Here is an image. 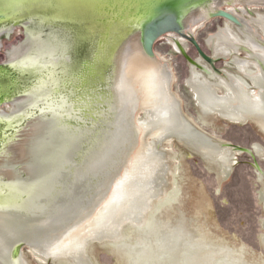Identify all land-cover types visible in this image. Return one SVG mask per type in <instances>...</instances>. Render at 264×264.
<instances>
[{"label": "rangeland", "instance_id": "374dc122", "mask_svg": "<svg viewBox=\"0 0 264 264\" xmlns=\"http://www.w3.org/2000/svg\"><path fill=\"white\" fill-rule=\"evenodd\" d=\"M202 7L208 9L209 4H203ZM234 8L240 10L244 5L222 6L224 11ZM249 8L255 10L253 14L248 15L249 19L254 17L256 10L264 13V8ZM210 19L196 32V41L207 56L219 60L214 65L216 70L243 77L233 59L237 55L245 59L247 54L244 50L236 52L226 40L223 43V39L217 35L222 27L225 28V22H228L234 34L244 41L245 38L239 33L237 25L222 18ZM59 21L70 25H58L60 22H54L50 16L43 15L42 20L25 19L19 20L18 25L4 24L0 27V65H8L11 70L13 69L10 66L15 65V72L20 75V84L17 85V92L12 94L13 99L0 105V120L8 122L0 131V183L10 185L0 188V191L4 193L3 196L13 193L14 197L19 199L0 207V212L7 214L5 216L0 213V225L7 228L6 236L0 231V247H6L9 241L16 238L20 241L15 245H26L23 237L26 236L28 226L35 222L41 224L49 215H45L42 220H21L13 217L19 213L27 214L36 207H46V211L50 209L53 203L51 199L37 187H33L39 179L35 176L37 171L46 175L49 171L59 168L64 161L70 162L72 170L63 172L59 177V182L64 185L66 191L55 200L56 203L67 202L65 207L77 200L86 202L93 195V188L97 187V183L105 179L103 175L94 179L89 177L92 179L83 181L75 196L70 193L76 181V172L99 152L94 150L101 149V143L105 141L103 133L107 131L108 134L112 125V112L107 114L106 103L102 105L99 100L108 97L106 89H109L113 65L106 76H103L105 84L99 86L98 81L90 80L83 86L80 78L83 80L81 74L84 63L92 60L100 47L95 36L89 33L86 23L71 19ZM78 23H81V26ZM180 41L184 53L180 52L177 46ZM221 44L228 50L226 58L215 53V49ZM97 47L99 48L96 49ZM154 51L165 63L167 71L173 75L171 92L173 97L182 102L186 119L201 134L206 135L219 147L230 150L231 154L228 160L230 175L226 180H222L224 156L212 161L177 139L164 142L161 152L168 165L166 182L162 187L165 195L162 200L154 202L150 220L157 224L156 217L163 215L165 222L172 224L176 216L175 208L180 204L179 201L183 200V210L189 218H196L199 223L198 230L207 240L224 241L229 248L244 255L249 264H264V247L261 242V236L264 234L261 223L264 218V204L259 198L264 192V181L260 180L258 174L259 171L264 175V159L259 158L255 151L252 154L255 144L264 148L263 132L252 122L244 125L218 116L201 114L197 96L188 84L192 75L191 60L196 62L200 58L193 44L177 37L164 36L155 44ZM47 62H50L52 69L46 68ZM204 64L214 74L209 76L197 67L195 77H206L210 81L218 82L219 79L215 76L217 72L205 61ZM24 72L29 74H20ZM52 72L54 78L51 77ZM64 73L67 75V85H61L63 89H58L53 102L48 106L42 103L34 107L32 95L37 91L46 92L50 78L54 83L55 79H60ZM217 90L221 94L224 93L220 88ZM19 97L23 99L17 102ZM138 115L137 119L140 121L147 118L145 111ZM106 119L109 125L104 123ZM56 127L65 131L67 142L64 146L62 144L65 138L60 129L44 133ZM22 140L25 145V158L18 161L9 160V155H5L7 146ZM149 142L154 146L151 139ZM120 151L116 150L118 154ZM111 158L115 156L112 155ZM1 170L9 171L10 178L1 177ZM159 232L160 230L155 237ZM122 233L124 240L119 244L104 241L90 242L87 245L86 252L92 264H129L127 247L137 244L138 240L133 237L130 225L124 226ZM138 236L140 237L139 234L136 237ZM21 250L26 264H72L65 259L46 261L35 255L28 246H23Z\"/></svg>", "mask_w": 264, "mask_h": 264}, {"label": "bare ground", "instance_id": "6f19581e", "mask_svg": "<svg viewBox=\"0 0 264 264\" xmlns=\"http://www.w3.org/2000/svg\"><path fill=\"white\" fill-rule=\"evenodd\" d=\"M71 1L73 2L63 5L58 3L55 7H51L53 8V16L50 17L54 22H60L61 19H58V17L66 14L62 10L68 8H62V6L72 5L74 7L76 0ZM102 1L100 4L103 5L105 2ZM110 1L113 2V0ZM223 1L225 0H214L208 9L196 6L193 11L182 18L185 30L194 35L206 17L212 13L213 8ZM233 1V4L241 2L248 5H264V0ZM88 2L91 4L97 3L94 0H88ZM32 3L28 0H6L2 8H6L4 10L13 9L14 11H18L20 8V10L25 11L31 8ZM1 10L3 9L0 8ZM257 22L259 20H255L253 24H257ZM145 23L146 21L140 20L135 27L141 28ZM167 36L176 37L177 34H168ZM261 38L264 40V36ZM253 45L256 46L255 43ZM114 61L111 80L110 83L108 82L109 89H106L108 97L99 100L102 105L106 103L105 110L107 114H109V111L112 112V125H110L108 134L107 131L103 133V139H105L101 143L103 147L101 146L100 150H94L99 152L94 153L95 155L91 161L85 162L82 168L76 172V181L70 190V193L75 196L83 181L89 177L94 179L98 175L105 176V179L93 188L91 198L86 202L82 200L74 202L88 205L91 207V211L78 224L73 225L75 231L69 229V232L64 233L63 243L60 247L65 248V250L58 252L56 255L52 254L53 244L47 243L43 237L50 230L51 221L55 216L53 214L58 209L63 210L65 213L73 211V202L68 207L64 206L67 202H55L51 204L50 209L47 211L44 210L46 207L42 209L36 207L27 214L14 215L13 217L21 220L26 218L42 220L45 215L49 214L42 220L41 224L35 222L28 226L26 236L23 237L26 245L23 244V246H28L35 255L46 261L65 259L72 264H92L86 252L87 245L90 242L102 243L104 241L119 244L124 240L122 228L130 225L133 237L138 240V243L127 247L128 253H125L129 264H249L244 255L238 254L233 248H229L224 241L207 240L204 234L198 230L199 223L195 220L196 218H189L186 211L183 210V200L179 201L180 204H175L177 205L175 208L176 216L172 224L166 223L163 215L156 217L157 224H153L150 220L151 210L155 206L154 202L162 200L165 195L162 187L166 182L168 165L164 154L161 152V146L164 142L177 139L190 145L202 153L205 158L212 161L224 156L221 172L222 180H226L230 175L228 160L231 151L224 150L208 141L203 135L196 133L192 124L189 123L190 125H188L181 120L178 114L177 99L173 97L171 92L173 75L167 71L166 65L160 57L155 55L151 58L145 54L139 33H133L129 36L115 55ZM118 62L121 65L119 72L117 70ZM47 63L48 67H45L48 70L52 69L50 62ZM191 72L192 75L188 84L197 93L204 115L219 111L224 119L235 123H245L250 118V114L247 113L224 110V105L221 104L222 100L212 97L207 82H202L196 78V71L192 70ZM8 74L9 77H7ZM8 74L7 72L4 74L0 72V76L8 79V81L0 79V87H7L10 90L15 87L16 81L10 75L11 73ZM66 76L64 73L60 79H55L54 83L51 82L50 78V82L47 83L48 85L45 88L46 92L37 91L36 94L32 95L35 103L34 107L40 106L42 103L46 106L51 104L55 95L59 92L55 90V87L58 86L61 90L67 85ZM94 80L98 81L99 86L105 84L102 82L105 81L104 77ZM82 84L84 86L86 83L83 82ZM12 99L10 97L8 100ZM22 99L23 97H19L16 101ZM142 111H145L147 118L140 121L137 119V115ZM252 118L264 134V115ZM107 121L106 119L104 123L109 125L106 123ZM56 129L60 128L56 127L44 133H50ZM60 130L65 138L62 144L64 146L67 137L65 131ZM19 137L21 138V136ZM149 139L154 142V146L150 144ZM119 149L121 151L118 154L116 150ZM254 151L259 158L264 159V148L259 144L253 146L252 154H254ZM6 153L14 161L24 159L26 155L24 141L8 145ZM224 153L225 155H223ZM106 154L124 160L123 165L119 168L118 175H115L106 165L94 167L95 162ZM111 157L109 158L111 159ZM86 169L87 174L85 173ZM1 174L8 178L11 176L7 170H1ZM258 174L260 180L264 181V175L259 171ZM125 176L129 177V181L120 184ZM114 180L112 188L109 189V183ZM259 196L260 202L264 204V192ZM97 197L99 198L97 199ZM0 213L5 214L4 212ZM261 223L264 228V218ZM105 224L108 226H101ZM0 226L2 227L0 231H3V235L6 236L7 228L2 224ZM158 230L160 232L155 237ZM138 234L140 237H136ZM18 241L20 240L16 238L14 241H9L6 247H0V264L8 263L13 247ZM261 242L264 247V234L261 236ZM56 243H59V241ZM19 248L20 246L15 253L16 258H20ZM18 264H26L23 257L20 258Z\"/></svg>", "mask_w": 264, "mask_h": 264}, {"label": "water", "instance_id": "95a60500", "mask_svg": "<svg viewBox=\"0 0 264 264\" xmlns=\"http://www.w3.org/2000/svg\"><path fill=\"white\" fill-rule=\"evenodd\" d=\"M32 1L29 10L14 11L4 10V3L6 0H0V27L4 24L18 25L19 20H42V16H53V8L56 4H67L73 2L71 0H28ZM69 1V2H68ZM97 3L91 4L88 0H76L74 7L72 5L62 6L68 9L62 11L66 12L64 16H59L58 19H71L77 22H84L88 26L90 33L97 39V45L100 49L92 57V60L85 61L83 66L82 77L80 81L88 83L90 80L103 78L110 69L111 64L114 67V57L121 49L124 42L130 35L137 32L141 36V42L144 52L147 56L155 57L154 47L158 40L168 34H177L186 41L193 44L199 56L208 63L218 74L215 62L219 61L207 56L196 39L185 31L182 18L189 12L193 11L196 6L207 4L210 0H94ZM105 2L103 5L100 2ZM110 1V3H109ZM209 4V3H208ZM149 17V18H148ZM212 19L222 18L235 25H239V21L232 14L227 11L219 10L211 14ZM140 20L146 21L141 28L133 27ZM56 24V23H55ZM64 23H58L63 25ZM64 25H70L65 23ZM81 26V23L79 24ZM155 36L154 42H149L146 45L145 37ZM104 47V49H102ZM107 52H104V51ZM86 64V65H85ZM90 67V68H89ZM98 67V68H97ZM100 70V71H98ZM1 73H11L12 78L16 81L15 87L8 90L7 87H0V105H3L11 97L13 93L17 92V85H19L20 75L8 68V65H0ZM9 77V74L7 75ZM1 78H6L0 76ZM102 82H105L104 80ZM9 88V87H8ZM111 94V93H110ZM111 96V95H110ZM17 197L10 193L9 196L0 197V207L6 203L15 202ZM19 201V199H16ZM23 245L19 248V255Z\"/></svg>", "mask_w": 264, "mask_h": 264}, {"label": "flooded vegetation", "instance_id": "af4514ba", "mask_svg": "<svg viewBox=\"0 0 264 264\" xmlns=\"http://www.w3.org/2000/svg\"><path fill=\"white\" fill-rule=\"evenodd\" d=\"M213 1L214 0H210L208 2L209 5ZM233 2H234L233 0H225L222 3L220 2L219 5L213 8L212 13L219 10H223L222 6L226 4L244 5V8H241L240 10L234 8V9H229L227 12L232 14L239 21V25H237V28L239 30V33L245 38V41L242 40V38H240L239 35L234 34L232 32L231 29L232 27L228 22H225V28L222 27L217 35L218 38L223 39V43L226 40V42L229 43L236 52H238L239 50H244L245 53L247 54V57L245 59L244 58L242 59L238 55L233 59V63L238 67V70L240 71V74L243 77H237L229 73L228 71H225L224 73L226 75H223L224 73L221 74L216 73L215 76L216 78L219 79L218 82L210 81L206 77H201L198 79L201 80L202 82H207L212 97L222 100L221 104L224 105V110L229 112L250 114V118L245 123H239V124L246 125L248 124V122H252L255 125H257L252 117L255 116L260 117L261 115H264V40L261 38L262 36H264V13L261 12V10H256L257 13L254 15L252 19H249L248 15L253 14V12L255 11V10H250L249 7L251 8H264V7L261 6L263 4L248 5L241 2L237 4H233ZM211 14H209V16L206 17L203 23L195 31V34L202 26H204L205 23L211 20L210 19ZM255 20H259V22H257V24H253ZM261 26H263V28H261ZM187 33L190 34L189 32ZM195 34L192 35L194 38H195ZM176 37L179 40L182 41L185 40L179 35H177ZM211 37H213V35H211ZM253 43H255L256 46H254ZM209 44L211 45V41H209ZM177 46L180 48V52L184 53V49L181 41L177 42ZM215 53L221 54L224 58H226L228 50L226 49L224 44H221L215 49ZM255 62H257V64H255ZM191 66H192V70L194 71H196V68L198 67L203 69L204 72L209 76H212L214 74V72L204 64V60L201 57L198 58L196 62L191 60ZM257 66H259V68H257ZM51 76H53V72ZM219 88L222 89L224 93L222 94L219 93L217 90ZM58 89H60L58 88V86L55 87L56 91ZM194 93L197 96V93L195 91ZM177 102H178L179 117L184 123L186 122L188 125H190L189 121L185 117L182 102L178 98H177ZM197 102L201 114L204 115L200 103L198 101V96H197ZM211 115L223 118L220 115L219 111L204 116H211ZM195 131L196 133L201 134V132L196 127H195ZM202 135L208 141L213 143V141L209 139L206 135L201 134V136ZM5 155H8V153L5 152ZM9 160L12 159L9 158ZM1 177L4 176L1 175ZM4 178L8 179V177H4ZM19 246L21 245L17 244L13 247L14 249L12 250L11 256H9V261H8L10 264L11 263L18 264L20 258L22 257L21 254H20V258L19 257L16 258L15 256V253L17 252Z\"/></svg>", "mask_w": 264, "mask_h": 264}, {"label": "snow or ice", "instance_id": "6c2138e0", "mask_svg": "<svg viewBox=\"0 0 264 264\" xmlns=\"http://www.w3.org/2000/svg\"><path fill=\"white\" fill-rule=\"evenodd\" d=\"M261 6L264 7V5ZM154 40H155V36L145 37L146 45L149 44V42H154ZM10 67H12L13 71H17L15 65H12ZM117 70L118 72L121 70V65L119 62L117 63ZM20 74L28 75L29 73L24 72ZM7 124L8 122L0 120V131H2L7 126ZM123 163H124L123 159L119 157L110 159L109 154H106L104 157L100 158L95 162L94 167L106 165L109 169H111L115 173V175H118L119 168L123 165ZM71 170H72V165L70 164V162L64 161L59 168L49 171L46 175H41L39 171H37L35 176H37L39 179L37 181V184L33 185V187H37L42 194L47 195L51 199V201L55 203L56 198L59 195H62L66 191L64 185L59 182V177L63 172L71 171ZM85 173L87 174V169L85 170ZM128 181H129V177L125 176L120 181V184L127 183ZM114 182L115 180L109 183L108 185L109 189L112 188V184ZM6 187H10V185L0 183V188H6ZM3 195L4 193L0 191V197H3ZM98 198L99 197H97V199ZM72 208L73 211L69 213H65L63 210L58 209L51 221L50 230L43 237V239L47 243L53 244V251H52L53 255H56L58 252L65 250V248L62 249L60 247V245L63 243L62 237L64 236V233L69 232V229L75 231L73 225L78 224L79 221L87 214H89L91 211V207H89L88 205H82L78 202L74 203L72 205ZM101 226L107 227L108 225L105 224ZM57 241H59V243H56ZM73 250H78V249H73Z\"/></svg>", "mask_w": 264, "mask_h": 264}]
</instances>
